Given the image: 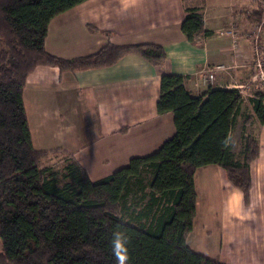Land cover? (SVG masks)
Here are the masks:
<instances>
[{
  "label": "trees",
  "instance_id": "16d2710c",
  "mask_svg": "<svg viewBox=\"0 0 264 264\" xmlns=\"http://www.w3.org/2000/svg\"><path fill=\"white\" fill-rule=\"evenodd\" d=\"M84 1L0 0V264H220L186 244L195 215L193 176L200 167L219 166L247 202L249 165L258 156L249 127L264 125L263 86L255 85L247 100L251 114L241 113L240 89L210 88L196 97L185 77L162 74L156 112L172 114L174 134L153 153L91 181L67 152L32 147L26 78L39 66L72 73L111 66L126 54L161 68L166 56L154 44L107 43L71 59L47 53L49 22ZM182 7L180 30L192 42L205 1L182 0ZM251 15L260 24L264 6ZM240 117L234 152L231 133ZM49 153L61 156L60 167L43 165Z\"/></svg>",
  "mask_w": 264,
  "mask_h": 264
},
{
  "label": "crops",
  "instance_id": "0c3cea01",
  "mask_svg": "<svg viewBox=\"0 0 264 264\" xmlns=\"http://www.w3.org/2000/svg\"><path fill=\"white\" fill-rule=\"evenodd\" d=\"M204 1L202 29L192 42L180 30L182 0H86L54 17L44 48L56 57L89 56L107 43L154 44L166 60L160 68L126 54L111 66L72 73L36 67L22 93L32 147L67 152L91 181L153 153L175 131L172 114L156 112L162 74L185 77L184 87L196 97L210 88L240 89V112L251 114L256 57L248 34L257 25L251 13L258 1ZM260 37L264 54L262 31ZM214 66L223 70L204 82L201 76ZM242 122L231 133L234 152ZM249 129L257 134L258 156L249 165L247 202L219 166L200 167L193 176L195 215L186 244L220 264H264V125L252 122ZM48 156L56 157L43 159Z\"/></svg>",
  "mask_w": 264,
  "mask_h": 264
},
{
  "label": "built area",
  "instance_id": "2783aa9c",
  "mask_svg": "<svg viewBox=\"0 0 264 264\" xmlns=\"http://www.w3.org/2000/svg\"><path fill=\"white\" fill-rule=\"evenodd\" d=\"M255 31L253 30L252 32H250L248 35L249 37H251L253 45H254V54H255V60L253 63V68H254V72L255 70H258V73H254L253 75V81H257L258 85L260 86H264V59L261 57V53L259 51L260 47L257 45V33L259 32V26H255ZM232 34V33H230ZM235 46V45H234ZM223 70L222 66H214V67H210L208 68L204 75L201 76L202 80L204 82H212L213 81V77L215 75L216 72Z\"/></svg>",
  "mask_w": 264,
  "mask_h": 264
},
{
  "label": "rangeland",
  "instance_id": "374dc122",
  "mask_svg": "<svg viewBox=\"0 0 264 264\" xmlns=\"http://www.w3.org/2000/svg\"><path fill=\"white\" fill-rule=\"evenodd\" d=\"M258 1V5H260V6H264V3L263 2H261V0H257ZM262 23V24H261ZM260 24H257V26H259V32L257 33V45L258 46H260V49H259V51L261 50V46H262V40H261V37H260V34H261V31H262V34H263V37H264V27H263V30H262V26H263V24H264V19H262V22H261ZM254 27V26H253ZM255 27H254V31H255ZM263 50H261L260 52H261V54L264 56V54H263V52H262ZM260 54V55H261ZM262 57V56H261ZM253 73H258V70H255V72H254V70H253ZM255 82V83H254ZM253 83H251L250 85L251 86H255L256 84H257V81H254ZM262 88V90L261 91H263L264 92V86L263 87H261ZM253 90H256L255 89V87L253 88ZM259 90V89H258ZM60 159H61V156L60 155H58V156H48L47 158H45V159H42V163H43V165H53V166H55V168H57V167H60L61 166V162H60ZM44 160V161H43Z\"/></svg>",
  "mask_w": 264,
  "mask_h": 264
}]
</instances>
